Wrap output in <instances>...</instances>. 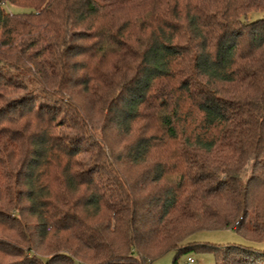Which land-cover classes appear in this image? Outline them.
Segmentation results:
<instances>
[{"label": "trees", "instance_id": "trees-1", "mask_svg": "<svg viewBox=\"0 0 264 264\" xmlns=\"http://www.w3.org/2000/svg\"><path fill=\"white\" fill-rule=\"evenodd\" d=\"M258 12L264 0H0V264L190 250L264 264ZM225 230L249 245L185 243Z\"/></svg>", "mask_w": 264, "mask_h": 264}, {"label": "rangeland", "instance_id": "rangeland-1", "mask_svg": "<svg viewBox=\"0 0 264 264\" xmlns=\"http://www.w3.org/2000/svg\"><path fill=\"white\" fill-rule=\"evenodd\" d=\"M8 11L13 14H21L27 12V9L15 7L11 5L5 6ZM264 19V12L252 13L248 16L249 22H255ZM42 101V100H41ZM186 244H202V245H216L217 247L228 246H248V242L233 230L216 231V232H199L192 235ZM262 249L264 245L259 246ZM195 261L194 264H214L215 259L212 254L206 252H198L190 250L178 256L177 251H170L160 258L154 260L151 264H174L177 259L178 264H187L189 259Z\"/></svg>", "mask_w": 264, "mask_h": 264}, {"label": "built area", "instance_id": "built-area-1", "mask_svg": "<svg viewBox=\"0 0 264 264\" xmlns=\"http://www.w3.org/2000/svg\"><path fill=\"white\" fill-rule=\"evenodd\" d=\"M194 263H195V261L191 258L187 261V264H194Z\"/></svg>", "mask_w": 264, "mask_h": 264}]
</instances>
